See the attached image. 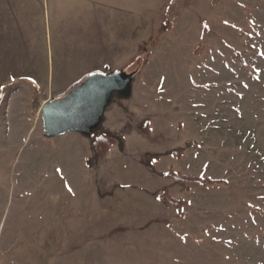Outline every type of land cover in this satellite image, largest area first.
Wrapping results in <instances>:
<instances>
[{
    "label": "rangeland",
    "instance_id": "obj_1",
    "mask_svg": "<svg viewBox=\"0 0 264 264\" xmlns=\"http://www.w3.org/2000/svg\"><path fill=\"white\" fill-rule=\"evenodd\" d=\"M174 2L46 0L42 28L25 34L45 41L56 71L64 53L82 62L90 40L117 45L89 57L134 75L112 106L127 132L105 155L80 132L9 139L28 125L0 93V264H264V0ZM81 71L68 63L56 81L75 87ZM165 190L187 202L183 217Z\"/></svg>",
    "mask_w": 264,
    "mask_h": 264
},
{
    "label": "crops",
    "instance_id": "obj_2",
    "mask_svg": "<svg viewBox=\"0 0 264 264\" xmlns=\"http://www.w3.org/2000/svg\"><path fill=\"white\" fill-rule=\"evenodd\" d=\"M100 1L105 2L106 0ZM115 5L120 6L121 3ZM127 7L129 9V6ZM42 11L47 12L46 0H0V93L4 89L7 90V93H11L8 100V113H11V116H8V118L21 119L23 125H28L26 131L23 132V136L18 138L15 136L14 132L17 130L19 124L17 122L14 123L9 139H26L27 136L31 135L35 127L39 129L43 126V123L42 125L39 123L42 104L47 100L61 99L74 88L73 85L68 86V84L64 85L56 81V73L57 77L61 76V73H68V63H71V66L72 64L75 65L76 72L82 69L83 72L81 71L80 73H86L80 77V80L76 81L75 87L88 76V73L118 72H108L105 69L94 68V65L98 62L103 68L104 66L106 67L105 62H113L107 59L106 56H104V59H102L103 56H98V58L89 57V55H93L95 52L99 54L115 52L117 50V45L113 47L114 45L108 43L104 46L106 42L98 44L96 41L91 40L88 44H81L80 49H77L82 53L81 56L83 53L86 55L85 59L80 58L82 62H79V57L76 58L75 62L73 61V57L69 59L71 61H68V54L64 53V64L62 65L61 59H59L61 63H58L59 68L57 72L55 58L51 54V51L46 48L45 41L40 37L31 39L29 36V38H27L25 34L28 28L32 27V24L33 28L40 31L43 25V17L41 16ZM9 28L10 32L8 34L6 30ZM66 47H68V43L65 44V48ZM96 60H98V62H96ZM114 98L115 96L113 95L112 101L105 109L98 127L94 130L92 135L87 136L93 139L99 134L111 136L115 140V144L111 147L110 153L121 150L116 142L119 141L118 139L122 136V131L127 132L126 129L128 126V124L125 123L126 119H123L125 117H121L120 119L118 118V114L116 115L119 111L118 108L114 109L112 107ZM35 111L36 118H32L33 112ZM145 122V132H138V135L147 138L148 133H146V131H148L147 129L149 124L151 126V123H149V119ZM9 124L12 125V123ZM69 133L73 134L77 133V131ZM128 133H132V129L129 130ZM130 138L131 137L123 139L127 142V151H130L129 154L139 155L140 151L137 145H135ZM128 141H130V143ZM142 143H144V138L141 141V146ZM141 148V151H143L144 146ZM124 165L125 164H123V166Z\"/></svg>",
    "mask_w": 264,
    "mask_h": 264
},
{
    "label": "water",
    "instance_id": "obj_3",
    "mask_svg": "<svg viewBox=\"0 0 264 264\" xmlns=\"http://www.w3.org/2000/svg\"><path fill=\"white\" fill-rule=\"evenodd\" d=\"M133 76L124 71L92 73L65 97L47 100L41 106L45 134L52 137L77 131L92 135L114 93L131 91Z\"/></svg>",
    "mask_w": 264,
    "mask_h": 264
},
{
    "label": "trees",
    "instance_id": "obj_4",
    "mask_svg": "<svg viewBox=\"0 0 264 264\" xmlns=\"http://www.w3.org/2000/svg\"><path fill=\"white\" fill-rule=\"evenodd\" d=\"M181 0H175L174 6L179 3ZM220 0H212V4L216 5L218 4ZM80 84V83H78ZM115 140L107 135V134H99L93 139V148L96 154L98 155H105L108 153L109 149L114 145ZM176 152L181 153V149H177ZM168 176L170 178H174L176 180H179L181 182L185 181H191V182H198L202 184L203 186H214L219 184H226L227 182L222 179H215V178H209V177H201V176H195V175H186L181 172H175L173 170H170L168 173ZM160 199H162L165 203L169 205L177 206L179 209V215L180 217H183L185 215L183 208L187 205V202L184 199H177L172 197L168 190H165L163 193L160 194Z\"/></svg>",
    "mask_w": 264,
    "mask_h": 264
}]
</instances>
